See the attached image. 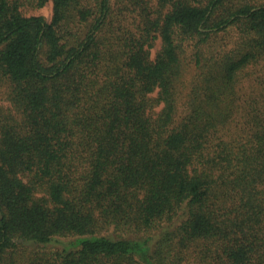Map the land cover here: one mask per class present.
Instances as JSON below:
<instances>
[{"label":"trees","instance_id":"trees-1","mask_svg":"<svg viewBox=\"0 0 264 264\" xmlns=\"http://www.w3.org/2000/svg\"><path fill=\"white\" fill-rule=\"evenodd\" d=\"M158 2L0 0V264H264V0Z\"/></svg>","mask_w":264,"mask_h":264},{"label":"rangeland","instance_id":"rangeland-1","mask_svg":"<svg viewBox=\"0 0 264 264\" xmlns=\"http://www.w3.org/2000/svg\"><path fill=\"white\" fill-rule=\"evenodd\" d=\"M99 0H84L85 6H93L95 9L97 8L96 3ZM113 16L116 18L117 22L114 24L120 25L125 29H129L130 32L134 31L138 26V23L141 18V13H145V9L150 10L153 13L152 17H158V13L160 12L159 2L158 0H110ZM168 8V7H167ZM98 11V10H97ZM165 11V10H164ZM23 13L27 16H42L48 22L52 21L53 18V4L49 2L43 8L34 9L33 7H26L23 9ZM145 15V14H144ZM88 28L83 30L84 33ZM237 38V35L233 33L231 35V43ZM234 43V42H233ZM155 50L153 51V58L156 56V53L161 49V41L160 39L156 41ZM233 44H231L232 46ZM257 69H264V64H261ZM248 85L250 83L248 82ZM6 93V90H4ZM6 96L3 95V99L1 100L0 105L5 109H9L10 103L5 100ZM1 218V213H0Z\"/></svg>","mask_w":264,"mask_h":264}]
</instances>
